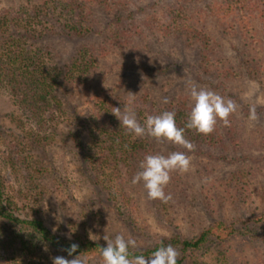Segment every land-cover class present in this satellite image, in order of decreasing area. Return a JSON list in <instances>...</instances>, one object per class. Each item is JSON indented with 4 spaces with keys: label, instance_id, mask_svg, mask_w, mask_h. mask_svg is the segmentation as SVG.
<instances>
[{
    "label": "trees",
    "instance_id": "16d2710c",
    "mask_svg": "<svg viewBox=\"0 0 264 264\" xmlns=\"http://www.w3.org/2000/svg\"><path fill=\"white\" fill-rule=\"evenodd\" d=\"M67 38L77 41L75 50H65V55H61L55 46H63ZM154 40L160 44L176 40L184 43L188 51L198 48L202 57L200 68L218 78L215 89L225 91L228 100L241 101L240 109L229 117V126L218 120L215 130L208 135L188 129L190 93L179 94L162 104L147 92L128 95L113 94L110 90L85 117L77 111L72 113L69 88L88 87L108 56L127 50L142 53L149 50ZM226 44L231 53L237 54L235 57L243 59L242 67L249 77L262 83L264 0H26L0 7V90L11 96L16 108L17 114L10 116L17 142L13 153L21 155L16 160L5 157L0 166V264H53L55 257L71 260L77 255L86 257L88 264L89 258L96 256L94 264H102L100 250L106 246L105 240L88 236V230L83 236L67 238L51 230L40 217L38 198L47 201L49 192L43 189L44 178L34 176L24 164H30L28 158H33V148L28 145L71 139L90 174L108 193L107 201L113 203L116 219L124 215L136 219L140 205L129 190L132 178L142 170L140 164L147 155H165V147L173 152L206 156L213 160L212 164L238 165L235 174L242 178L245 174L256 179L259 174L264 177V126L250 127L249 118L252 109L256 116L263 109L252 107L247 98L248 101L240 100L243 93L233 84L239 76L233 70ZM138 63L142 65L141 60ZM229 85L230 91L226 93ZM129 106L141 125L149 115L174 111L176 126L185 129L184 137L194 147L189 150L147 134L136 137L114 115L117 108L123 113ZM240 113L243 116H238ZM81 118L85 121L81 122ZM252 164L256 167L252 168ZM3 169L11 172L12 180ZM101 176L110 185H102L98 181ZM172 178L174 181L169 188L165 187V192L171 195L170 201L181 202L177 196L187 194V181L180 175ZM23 186L30 191L40 189L35 205L22 201L29 197ZM244 188L248 191L249 185ZM217 194L220 196L219 191ZM225 195L232 196L229 188ZM211 201L208 196L209 207ZM258 215L262 232L256 230V225L249 226L248 221L240 228L218 221L188 237L156 234L152 246L130 248V253L147 257L158 247L171 245L179 253L177 264H209L205 260L209 253L213 264H264V248L253 258L241 254L236 247L238 237L264 234V210ZM91 218L105 223L100 211L93 212ZM89 220L86 216L78 225L90 229ZM72 244L78 247L69 255ZM211 244L216 245V253L209 248Z\"/></svg>",
    "mask_w": 264,
    "mask_h": 264
},
{
    "label": "rangeland",
    "instance_id": "374dc122",
    "mask_svg": "<svg viewBox=\"0 0 264 264\" xmlns=\"http://www.w3.org/2000/svg\"><path fill=\"white\" fill-rule=\"evenodd\" d=\"M25 2L26 0H0V7ZM76 42L67 38L63 46L56 44L55 50L65 55V50L70 52L75 50ZM149 46V50L144 49L142 53L134 54L131 50H127L124 54H112L104 61L101 60L100 68L88 87L69 88L72 113L77 111L85 117L90 110L95 109L96 102L104 98L110 90L113 94L123 92L128 95L147 92L158 102L166 104L169 100L177 98L179 94L190 93L191 86L195 85L197 88L213 91L228 100L224 96L225 91L222 93L220 89H215L218 78L211 73H205L200 68L202 57L197 47L188 51L184 43L176 40L172 44L168 41L160 44L154 40ZM226 48L229 59L233 60V70L239 76L238 81H233V84L235 87L237 84V88L239 86L238 89L243 93L240 100L249 99L253 103L252 107L263 109L262 113L252 120L250 127L264 126V81L261 83L249 77L243 70V59L235 57L237 54L231 53L227 44ZM146 58L149 61L146 62ZM139 60L142 65L138 63ZM261 62H264V58ZM230 88L229 85L226 93ZM231 101L237 105V110L240 109L241 101L236 103L234 98ZM11 114H17L12 98L6 91L0 90V166L4 164L5 157L10 156L16 160L21 156L13 153V147L17 142L12 134L15 123L11 120ZM238 116L243 115L240 113ZM80 121L83 122L85 119L81 118ZM58 141L47 145H28L27 147L33 148L31 152L33 158H28L30 164L26 161L24 164L34 176L44 178L43 189L49 192L47 201L38 198L39 203L36 206L40 209V217L51 230L67 238L75 239L77 236H83L87 230L88 236L95 240H104V235L114 239L115 235L121 234L125 239L135 240L136 247L132 249H136L152 246L156 242V234L188 237L218 221L225 224L233 223L238 228L248 221L249 226L256 225L258 232L263 231L258 225L261 222H257L258 213L264 210V177L261 174L257 179L247 174L242 178L235 174L238 165L219 162L212 164L213 160L206 156L186 152L191 160L190 170L186 173L172 172L171 180L166 186L169 188L170 183L174 181L172 176L180 175L187 181V194L182 192L177 196L181 202L169 200L164 203L159 199H149L143 182L137 184L131 182L129 190L132 196L138 199L140 205L135 214L136 219L129 215L116 219L113 217L115 213L113 203L107 201L108 193L104 192L101 186L99 187L97 179L90 174L71 139ZM163 149L165 155L173 152L170 147ZM24 150H26L25 146ZM244 166L246 164H242V167ZM253 167H256V164H252ZM248 169L249 165L245 168V172H248ZM3 172L12 180L13 176L9 170L3 169ZM103 180L104 176L98 179L103 183L102 185H110ZM250 180L252 183L249 184ZM259 180H262L261 183ZM247 185H249L248 191L244 188ZM23 188L28 192L29 197L22 201L34 204L36 193L40 189L30 191L25 186ZM226 188H229L232 196H224ZM218 191L220 196L216 195ZM208 196L212 200L210 207L207 203ZM170 204H173V207H170ZM97 210L101 212L105 223L91 218L93 212H99ZM86 216L88 220L92 219L89 220L92 225L90 229L84 230L85 227L82 229L78 224ZM263 236V233H259L255 238L238 237L236 247L241 249L239 250L241 254L255 258L254 254L264 248ZM214 246L216 245L211 244L209 248L216 253ZM209 254L205 260L213 264V256ZM97 260L96 256L89 258L90 264L96 263Z\"/></svg>",
    "mask_w": 264,
    "mask_h": 264
},
{
    "label": "clouds",
    "instance_id": "9594fccd",
    "mask_svg": "<svg viewBox=\"0 0 264 264\" xmlns=\"http://www.w3.org/2000/svg\"><path fill=\"white\" fill-rule=\"evenodd\" d=\"M190 97L192 107L186 124L188 129L208 135L215 130L218 120H222L225 126L230 125L229 117L237 109V105L233 101H226L219 94L197 88L195 85L190 88ZM114 115L119 119L120 124L134 133L136 137L147 134L157 140L165 139L189 150L194 147L184 137L185 129L176 126L174 111H164L156 116L149 115L143 125L138 122L136 113L130 106L123 113L117 108ZM249 118L251 120L257 118L255 109L250 111ZM190 166V157L182 152H172L167 156L163 154L147 155L140 164L142 170L133 176L131 182L132 184L143 182L149 199H159L167 203L171 199V195L165 192V187L171 180V173L174 171L186 173L190 170ZM103 239L106 241V246L100 250L102 264H177L179 253L171 245L160 246L146 257L131 255L130 248L136 247V241L133 239H125L121 234L115 235L114 239L104 235ZM77 247L78 245L72 244L68 249L69 255H72ZM53 264H88V259L80 255L71 260L55 257Z\"/></svg>",
    "mask_w": 264,
    "mask_h": 264
}]
</instances>
